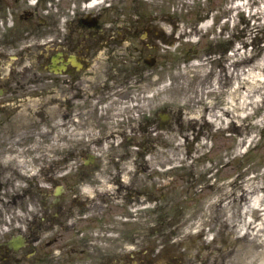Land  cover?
<instances>
[{"label": "flooded vegetation", "instance_id": "obj_1", "mask_svg": "<svg viewBox=\"0 0 264 264\" xmlns=\"http://www.w3.org/2000/svg\"><path fill=\"white\" fill-rule=\"evenodd\" d=\"M159 1L0 0V264L180 258L169 216L178 166L191 174L197 167L180 158L196 155L204 135L221 133L213 119L224 98L210 94L208 104L215 75L185 85L175 75L172 57L184 51L178 42L199 35V21L190 33L177 20L161 25L173 17L160 16ZM162 98L170 104L164 114ZM123 101L135 109L121 111ZM235 126L229 132L240 135ZM161 137L171 142L164 174L156 159ZM138 214L148 231L127 238L124 219ZM198 264L217 262L206 255Z\"/></svg>", "mask_w": 264, "mask_h": 264}, {"label": "rangeland", "instance_id": "obj_2", "mask_svg": "<svg viewBox=\"0 0 264 264\" xmlns=\"http://www.w3.org/2000/svg\"><path fill=\"white\" fill-rule=\"evenodd\" d=\"M160 3L162 12L181 16L186 23L201 18L202 25L199 29L204 34L215 35L212 36L215 39L209 37L211 41L222 43L227 41L228 35L237 33L235 51L229 56L220 58L225 63V67L219 73L223 83L234 76L236 89L234 99L238 105L235 118L240 113L241 131H245L246 124L251 120V134L242 133L237 137L233 134L220 133L214 137L208 134L199 142L200 154L195 157L200 160L196 162L195 172L189 174V170L183 171L186 173V177L183 178L185 183L182 181L176 184V211L170 215L177 225L173 235V239L176 240L175 245L185 241L183 245L188 254L197 255L202 244L197 232L205 231L207 225L214 224L213 229L220 231V237L214 248L221 250L222 264H264V225H261V220H258L260 221L258 226L253 227L255 230H249L247 237L240 236L246 233L244 215L246 201L240 196L249 194L251 197L255 189L260 190L263 193L260 209H264V0H161ZM238 4L244 6L238 7ZM243 9L245 11H242ZM220 16L223 20H218ZM202 17L207 19L204 20ZM208 17H213L215 26L214 24L206 26ZM224 28L227 31L223 34ZM190 42H193L192 44L200 42L199 48L207 47V40L191 38ZM176 59L185 62L182 55L178 54ZM198 69L201 70L199 73H205L206 69L208 73L211 67L209 63L203 61ZM225 70L228 71V77ZM186 71L187 69L181 73L188 78ZM230 99L228 95L226 99L228 105H232ZM18 107L20 109L16 114H22L28 110L29 103ZM39 109L47 110L44 106L37 105L36 111ZM69 135L73 136L70 132ZM177 141L179 152L184 154L182 137H178ZM50 144L52 147L59 145L55 139H52ZM235 147L238 151H242L241 154L235 157L230 166L222 167L219 163L220 158L227 156V152ZM208 150H211V153H208ZM158 153L157 160L161 164L167 163L172 157L166 146ZM208 157L210 160L207 159ZM180 161H184L186 165L190 163L187 157H181ZM227 162L228 160L225 163ZM238 165L246 171V177L240 178ZM160 171L164 172L163 169ZM208 180L213 183L218 181L217 183L223 187L224 191L220 189L218 199L221 204L218 205L219 210L211 209L209 204L216 201L212 198L206 199L204 192L195 194L200 189L206 193L209 191ZM133 217L137 219L129 221L128 238H132L133 234L138 236L145 234V226L140 225L143 220L138 216ZM133 225H136L135 228L131 227Z\"/></svg>", "mask_w": 264, "mask_h": 264}, {"label": "bare ground", "instance_id": "obj_3", "mask_svg": "<svg viewBox=\"0 0 264 264\" xmlns=\"http://www.w3.org/2000/svg\"><path fill=\"white\" fill-rule=\"evenodd\" d=\"M246 201V198H244ZM263 201V197L262 195H260L259 193L254 194L253 197H250L247 199L246 204H245V210L246 212L244 213V215L246 216V221H247V227H246V233L244 236L248 235V227L250 225L253 227V215H257L260 219H262L264 217V212H262V210L260 209L261 207V203Z\"/></svg>", "mask_w": 264, "mask_h": 264}]
</instances>
